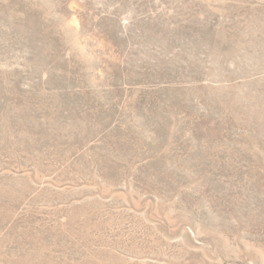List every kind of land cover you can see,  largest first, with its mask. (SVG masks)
I'll use <instances>...</instances> for the list:
<instances>
[{
    "label": "rangeland",
    "instance_id": "rangeland-1",
    "mask_svg": "<svg viewBox=\"0 0 264 264\" xmlns=\"http://www.w3.org/2000/svg\"><path fill=\"white\" fill-rule=\"evenodd\" d=\"M0 264H264V0H0Z\"/></svg>",
    "mask_w": 264,
    "mask_h": 264
}]
</instances>
